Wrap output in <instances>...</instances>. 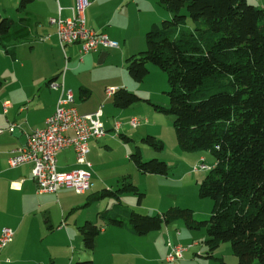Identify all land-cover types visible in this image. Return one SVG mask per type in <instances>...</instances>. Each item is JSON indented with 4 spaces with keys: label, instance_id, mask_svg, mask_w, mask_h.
Here are the masks:
<instances>
[{
    "label": "trees",
    "instance_id": "trees-1",
    "mask_svg": "<svg viewBox=\"0 0 264 264\" xmlns=\"http://www.w3.org/2000/svg\"><path fill=\"white\" fill-rule=\"evenodd\" d=\"M33 1L21 0L18 9L25 10ZM160 3L172 18L151 26L146 49L127 59V69L135 82L144 80L150 64L167 73L170 107L153 106L173 116L182 149L208 150L214 155L215 162L200 183V195L211 198L214 207L206 221L195 220L191 209L179 207L143 215L114 206L99 217L139 236L183 219L188 228H207L206 258L229 264L215 251L223 242H230L236 264H264V8L248 0ZM16 25L13 18L0 15V39L11 36ZM80 91L89 96L88 89ZM113 99L118 108L143 100L127 88L116 89ZM120 138L132 142L124 134ZM142 141L157 150L163 148V142L154 136L147 135ZM129 158L143 174L169 172L165 161L143 160L138 146ZM123 186L140 194L142 201L144 194L135 185ZM119 191L104 189L97 197L118 198ZM101 229L92 221L78 226L85 250L95 249ZM68 264L98 263L87 259Z\"/></svg>",
    "mask_w": 264,
    "mask_h": 264
},
{
    "label": "crops",
    "instance_id": "crops-1",
    "mask_svg": "<svg viewBox=\"0 0 264 264\" xmlns=\"http://www.w3.org/2000/svg\"><path fill=\"white\" fill-rule=\"evenodd\" d=\"M20 1H0V5L5 7L7 13L5 16L13 18L17 23L13 34L7 37L8 45L10 39H15L14 41L19 39L22 46L19 51L32 53L39 48L46 54H52L53 63L49 61L50 64L39 75L31 72L29 78H21L23 73L21 72L19 76L16 66L18 70L25 69L27 63L24 60L21 62L17 59L13 60L10 53L7 51L4 53L0 48L2 63L0 67L2 81L0 86V233L4 227H10L15 231L13 240L0 248V264H48L49 260L54 261V255L48 258L40 254L39 237L43 233L49 230L60 235V238L68 244L69 241L73 242L72 238H77L75 226L78 228L92 215L99 217L101 210H96V214L91 212L84 217L82 214L76 217L74 227L67 226V223L65 227L61 226L69 215L76 214L78 209L88 206L93 199H100L97 197L98 179L94 172L98 155L104 148L111 149L115 142L119 143L117 139L121 134L136 142L146 133H153L154 126L149 122L144 124L141 120V124L136 127L130 125V119L134 117L133 112L136 109L132 106L116 107L114 94L107 95L106 89L109 87L118 89L120 86L131 89L125 73L127 59L145 49L146 31L148 32L154 23H160L161 19L169 17L170 14L161 5L160 0H88L89 5L84 12L87 27L107 34L110 39L118 41L120 46L99 47L90 53L82 54L80 44L68 45L62 49L56 27L49 22L51 18L58 16L63 19L71 17L76 0H34L23 11L18 9ZM251 3L264 8V0H251ZM9 10L13 14H9ZM37 39H41V42L36 46L37 42L35 44L34 41H38ZM14 49L15 47H13L15 55ZM63 59L65 68H63ZM99 64H104L106 71L102 69L104 72L101 77L91 78L89 72L96 71ZM149 68L156 72L155 65H149ZM51 82L59 83L60 86L51 88ZM81 88L89 90L88 97L81 94ZM142 89L137 87L134 90ZM69 93L73 96L71 105L80 114L94 113L102 108L106 135L91 139L87 153V160L91 163L93 185L86 193H77L73 189L64 187L56 193L43 192L39 190L33 178L31 164L10 166L9 158L13 149L22 146L19 139L13 136L11 128L18 126L26 135L34 129L42 128L46 119L55 111L59 99L68 97ZM6 102L9 103L7 107H5ZM116 124H119L118 130ZM119 140L127 143L121 138ZM132 151L133 149L128 147L126 156L129 157ZM57 165L61 171L85 167L77 163L73 146L58 153ZM58 222L59 224L56 225ZM99 225L102 229L96 238V249L92 256H89L96 258V263L132 264V260L135 262L141 260L150 264H172L167 260L170 252L167 240L172 238L174 244L190 246L184 252L183 259L175 264H221L212 258L203 261L200 256L191 257V252H197L198 255L203 253L206 243L204 242L202 247L195 246L192 242L185 244L182 239L184 232L181 231L173 233L169 229L162 228L145 236H139L127 227L112 226L105 220ZM159 246H162V251H159ZM104 247L107 249L105 252L112 254L111 257L120 256L118 263L113 260L102 262L101 258L95 257L100 248ZM215 255L224 258L216 252ZM79 256L82 259L84 254ZM58 257L61 264H67L68 261H74L77 256L70 253L58 254ZM225 261L236 264L237 258L233 256L229 261Z\"/></svg>",
    "mask_w": 264,
    "mask_h": 264
},
{
    "label": "rangeland",
    "instance_id": "rangeland-1",
    "mask_svg": "<svg viewBox=\"0 0 264 264\" xmlns=\"http://www.w3.org/2000/svg\"><path fill=\"white\" fill-rule=\"evenodd\" d=\"M248 2L251 4V0H248ZM255 6L263 8L261 5ZM4 8L5 7L0 5V14L3 16L7 14ZM8 12L9 14H13L11 10ZM171 18L172 16L169 15L167 18L164 17L161 19V21ZM188 24L189 26H192V22L190 20ZM7 39L8 38L0 39V48L4 51V53H6L5 51L10 48L9 53L13 60L17 59V61L20 62L21 60H24L27 63L25 69L18 70V67L16 66L19 76L21 72L23 73V76L21 74V78H29L31 72H33L35 75H39V73L44 71L46 66L49 65L51 61H53L51 53L46 54L39 48H36V50H34L32 53H27V51L22 52L19 51V48L22 47L20 46L21 43L19 42V39H16V41H14L15 39H10L9 45L7 43ZM37 40L38 41H34L35 44L37 42L36 46L39 45V42H41V39ZM13 47H15V55L13 54ZM11 58L10 61L12 62L13 60ZM63 63V68H65L64 59ZM1 65L2 63L0 61V67ZM151 65L152 64H150V66ZM97 67L99 68H97L96 71L89 72L88 75L91 78L101 77L103 72L107 69L105 68L106 66L104 64H99ZM102 69L105 70L103 71ZM155 69L156 72L149 68V74L144 78V80L142 82H135L129 75L127 64L125 66L127 81L129 82V87L131 88H128V90L137 94L143 99L132 106L136 109V111L133 112V116L139 120H142L144 124L149 122L152 126H154L153 133H146L143 135V137H139L136 142L132 141L128 143L120 142L119 137L117 139L119 143L115 142V144L111 146V149L104 148L105 151L103 150V152L98 155L96 165L94 166V172L97 174L98 179V188L96 191L102 192L104 189L116 191L120 189L118 192L119 197L117 198L115 196H108L102 197L100 199H93L90 201L91 203L88 206L78 209L76 214L69 215V217L64 220L65 222L62 223V227H65V223H67V226L70 225L71 227H74L75 218L79 217L81 214L84 217L87 214H91V212L95 213L96 210H101V212H103L113 208L114 206H118L121 209L129 211H135L136 213L143 215L162 214L174 207L187 208L193 211L194 219L197 221H206L210 219L214 202L211 198L202 197L200 195V183L208 174V170H204L200 166L203 164V162L207 165H213L215 162V157L208 150H184L180 147L173 126V116L158 112L153 106L154 104H157L167 108L170 107V98L167 93L170 90V86L167 80V73L157 66ZM137 87H140L141 89L143 88V91L134 90ZM120 88H125V86H120ZM147 99L150 100V103L146 101ZM147 135L154 136L156 139L162 141L163 148L161 150H157L154 146H150L147 143L145 144L142 141V138L146 137ZM136 146L140 147L143 160L148 161L155 158L167 162L169 166L168 174H143L139 172L133 161L128 156H126L128 153V147H131V149L135 151ZM129 183L135 185L138 188L139 193L144 194L142 201H140V194L134 193L133 191L124 190L123 185ZM61 221H63V219H61ZM87 221L98 222L99 224L104 223V220L101 217L96 218L95 215L89 217ZM59 222L56 223V225H58ZM75 229L77 231V238H72L73 242L70 243L69 241L68 244L63 238H60V235L52 233L49 230L39 237L41 249L40 254L42 257L50 258L51 255H54V261L50 262L49 260L48 264H61L58 254L68 255L70 253H73V255L75 254L77 257H75L74 261H68V263H75L79 260L87 259H95L94 261L97 262L96 258L89 257L92 256V253L96 247L93 251L85 250L83 248L82 238L78 232L79 230L76 226ZM163 229H169L173 233L178 231L184 232L185 234L183 233L182 239L185 244H187V242H192L195 246L200 245V247H202L204 242H206L208 239L206 227L203 226L200 229L188 228L183 219H178L169 225H164ZM171 239L167 240L168 245ZM187 246H185V248L189 249L190 246ZM159 247V251H162V246ZM106 250V247L100 248L98 254L95 255V257L101 258L102 262H110L109 260H113L118 263L120 256L111 257L112 254L110 255L109 252H105ZM203 250L204 252L200 253V255H198L199 253L197 254V252H191V257L194 256L195 258L200 256L202 257L200 258L201 260L208 261L206 260L208 259L206 258L208 251L207 245ZM215 252L224 256V260L228 261L234 256L230 242H223ZM80 254H84V257H81L82 259H80ZM183 256L180 259L172 261V264L181 261ZM132 264L150 263H146L141 260H137L135 262L132 260Z\"/></svg>",
    "mask_w": 264,
    "mask_h": 264
},
{
    "label": "built area",
    "instance_id": "built-area-1",
    "mask_svg": "<svg viewBox=\"0 0 264 264\" xmlns=\"http://www.w3.org/2000/svg\"><path fill=\"white\" fill-rule=\"evenodd\" d=\"M89 5L88 0H76L73 15L63 19L60 16L51 18L49 22L56 27V34L62 49L68 45L80 44L82 54L90 53L99 47L118 48L120 43L110 39L101 32H97L86 25L84 12ZM49 37V36H48ZM59 83L51 82V88H58ZM113 88H107V95H111ZM72 94L60 98L55 111L46 119L42 128H37L27 134V144L12 151L9 158L11 167L23 164L32 165V175L38 184L39 190L56 193L60 188H70L77 193H86L92 187L91 163L87 160L89 141L102 138L106 135L103 124L102 108L94 113L80 114L71 105ZM9 103H5L7 107ZM130 125L136 127L141 120L136 117L130 119ZM119 124H116L118 130ZM13 130V127L11 128ZM70 146L76 152V161L85 167L70 171H61L57 165L58 153ZM209 170L210 165L203 162L200 166ZM15 231L4 227L0 233V248L5 247L14 238ZM171 248L167 260L172 262L180 259L187 248L169 242Z\"/></svg>",
    "mask_w": 264,
    "mask_h": 264
},
{
    "label": "water",
    "instance_id": "water-1",
    "mask_svg": "<svg viewBox=\"0 0 264 264\" xmlns=\"http://www.w3.org/2000/svg\"><path fill=\"white\" fill-rule=\"evenodd\" d=\"M12 133H13V136L19 139V143L22 146H25L27 144V135L22 131L20 127L18 126L13 127Z\"/></svg>",
    "mask_w": 264,
    "mask_h": 264
},
{
    "label": "bare ground",
    "instance_id": "bare-ground-1",
    "mask_svg": "<svg viewBox=\"0 0 264 264\" xmlns=\"http://www.w3.org/2000/svg\"><path fill=\"white\" fill-rule=\"evenodd\" d=\"M115 90H116V89H114V88H113V92L111 93V95H113V94H114Z\"/></svg>",
    "mask_w": 264,
    "mask_h": 264
}]
</instances>
